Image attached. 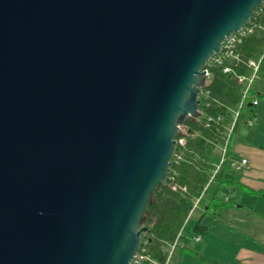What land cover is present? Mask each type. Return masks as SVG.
Here are the masks:
<instances>
[{"label":"water","instance_id":"1","mask_svg":"<svg viewBox=\"0 0 264 264\" xmlns=\"http://www.w3.org/2000/svg\"><path fill=\"white\" fill-rule=\"evenodd\" d=\"M263 0H0V264H132L203 70Z\"/></svg>","mask_w":264,"mask_h":264},{"label":"trees","instance_id":"2","mask_svg":"<svg viewBox=\"0 0 264 264\" xmlns=\"http://www.w3.org/2000/svg\"><path fill=\"white\" fill-rule=\"evenodd\" d=\"M262 7V12L257 13L258 7L251 18L256 24L254 32L243 38L237 47L241 61L225 62L240 75H250L246 61L259 58L264 51ZM210 71V81L205 87L209 96L204 93L199 96L198 114L185 121L190 129L186 146L182 150L176 148L168 177L151 196L142 224L147 231L141 235L139 249L141 252L146 242L148 259L139 264H165L170 245L192 219L195 220L193 234L190 238H180L176 248L181 247L199 257L201 248H196L194 238H202L211 232L204 219L209 215L218 216L223 208L238 204L243 189L242 172L229 163L233 154L231 139L241 126L255 117L263 94L253 87L244 97V85L237 82L234 74L224 73L223 66L212 67ZM235 110L239 115L232 127ZM223 147H226V160L220 163ZM171 184L177 189L174 190Z\"/></svg>","mask_w":264,"mask_h":264},{"label":"crops","instance_id":"3","mask_svg":"<svg viewBox=\"0 0 264 264\" xmlns=\"http://www.w3.org/2000/svg\"><path fill=\"white\" fill-rule=\"evenodd\" d=\"M253 87L263 94L257 105L256 115L251 124L241 126L231 139L233 145L231 159L246 158L248 161L240 175L243 189L240 192L238 204L223 208L217 218H221L222 215H237L238 212L245 211L246 217L259 216L257 219L264 223V69L260 71ZM244 199L247 202L245 204H249L248 207L242 203ZM252 206L258 210L252 211ZM205 220L203 222L211 228V232L202 237L199 242H195L196 248H201L200 256L194 260L196 258L193 256L186 255L185 261L188 264H201L199 261L204 264H264V246L260 242L263 247L257 243V238L252 237V242L247 241L242 245L233 247L226 244L221 238L214 236L212 223ZM254 223L252 231L256 234L258 226L256 225L257 222ZM181 233V238H183L185 227ZM175 249L177 250V248ZM232 251L233 253H231ZM171 259L168 264L171 263Z\"/></svg>","mask_w":264,"mask_h":264},{"label":"built area","instance_id":"4","mask_svg":"<svg viewBox=\"0 0 264 264\" xmlns=\"http://www.w3.org/2000/svg\"><path fill=\"white\" fill-rule=\"evenodd\" d=\"M262 6H264V0H263L262 4L259 6L260 9L257 13L262 12V8H263ZM255 26H256L255 22L250 20V22L246 26H244L239 31L232 33L230 36H228L226 38V40L224 41L220 52L216 53L214 56H212L210 58V60L207 62V64L205 65V67L203 69L205 71L206 81H205V86H204L201 94L204 93V95H206L207 97L209 96V91L205 90V87L209 84V81H210V77H211V71L210 70L212 67H219V66H223L224 73L234 74V78L237 80V82L244 85V90H243V96L244 97L248 93V91L253 87L254 82L259 77V73L261 71V68H264V51L259 56V58L248 59L246 61V67L248 69H250V71H251L250 75H240V74L236 73L234 71V69L230 65H227L225 62L241 61L240 53L238 52L237 47L241 43L243 38H245L246 36H248L254 32ZM254 104H257V101H254ZM238 115H239V111L235 110L234 114H233V119H232V127L234 126ZM252 120L253 119H250L248 121V123L251 124ZM189 134H190V129H189L188 125L184 122L183 124H181L179 126V135H178V138L176 140V148H179L180 150H182L181 148H184L186 146L187 136ZM175 152H176V150H175ZM225 153H226V147H223L221 150L220 163H222L226 160V154ZM175 155L176 154L174 153V156ZM178 159H180V154L177 155V160ZM229 163L235 170L243 171V169L247 166L248 161L246 158L230 159ZM171 187L174 190L177 189L174 184H171ZM183 189L185 190V188H183ZM182 230L183 229H181L178 232L175 240L170 245L169 256H168V259H167L165 264H168L171 257H172L174 250H175L176 246L178 245L180 238L182 237L181 236ZM200 240H201L200 236H197L194 238L195 242H199ZM146 252H147V248H146V242H145L142 249H141V252L138 251V253H137L132 264H139L140 261H142L144 259H148V255H146Z\"/></svg>","mask_w":264,"mask_h":264},{"label":"rangeland","instance_id":"5","mask_svg":"<svg viewBox=\"0 0 264 264\" xmlns=\"http://www.w3.org/2000/svg\"><path fill=\"white\" fill-rule=\"evenodd\" d=\"M242 203L246 207H248L249 205L245 204L247 203L246 199H244ZM251 208L252 211L258 210V208H255L254 206H252ZM218 216L212 217L209 215L207 216V218H205V221L212 223V226L214 227L213 235L221 238L222 241H224L226 244H230L231 246L235 247L242 245L247 241L252 242L251 238L255 237L257 238V243H262L264 246V223L257 219L259 216H256L254 218L246 217L245 211H240L237 213V215H222L221 218H217ZM254 222H257V231L260 232L259 234H257V232V235L252 231V227L255 225ZM194 224L195 220L193 219L189 220L186 223L183 239H185L186 237H190L193 234L192 232ZM262 244H260L261 247H263ZM231 253H233V251ZM186 255L193 256L194 258H196L194 260H197V256L195 254L191 253L188 250H183L181 247H177L176 253L174 254V256H172L170 264H188L185 261ZM199 262L201 264H204L202 261Z\"/></svg>","mask_w":264,"mask_h":264}]
</instances>
